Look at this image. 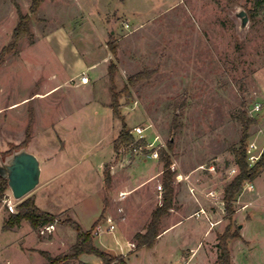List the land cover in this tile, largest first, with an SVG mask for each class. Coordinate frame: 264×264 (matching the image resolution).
<instances>
[{
    "label": "rangeland",
    "instance_id": "rangeland-1",
    "mask_svg": "<svg viewBox=\"0 0 264 264\" xmlns=\"http://www.w3.org/2000/svg\"><path fill=\"white\" fill-rule=\"evenodd\" d=\"M30 5L31 0H0V51L11 40L16 7L26 15ZM252 9L253 0H43L30 16L32 41L22 39L16 52L6 55L0 65V153L24 140L31 111L35 122L30 145L23 149L37 158L41 174L39 185L23 199L35 195L37 206L58 215V222L43 234V227L33 230L25 225L19 233L26 236L14 242L24 253L12 255L11 264H45L42 250L52 258L67 254L75 234L63 220L69 217L88 230L105 197L108 208L98 224L108 214L116 228L114 234L94 236L105 249L100 250L123 256L126 264H217V235L228 224L233 232L241 220L234 214L229 223L224 206L218 203H223L220 195L209 196L215 200L214 220L208 217L220 222L215 227H210L201 210L187 216L197 195L212 189L224 192L238 174L232 149L239 146L241 128L235 117L240 110L254 120L247 148L254 142L257 152H264V21L260 14L250 19ZM241 11L248 16L243 29L237 18ZM110 42L116 47L115 55L110 53ZM65 45L66 50L60 47ZM74 49L86 63L105 59L88 70L90 82L84 85L79 79L85 72L79 75L77 66L68 64L67 54L68 59L62 58L64 51ZM110 63L117 69V92L136 73H151L129 87V96L120 95L119 112L130 131L145 129L144 141L151 148L167 151L168 142L172 143L173 209L161 219L160 232L182 219L151 249L131 254L124 236L116 232L120 228L130 238L145 229L152 211L161 204L157 186H161L163 165L159 158L149 159L148 150L135 153L130 148L120 149L119 157L110 162L113 141L121 130V121L109 106H103L111 103ZM69 75L73 80L68 81ZM106 169L112 178L107 194L103 190ZM261 180L259 210L264 212V174ZM244 187L233 205L235 213L244 201ZM119 192L130 195L119 202ZM187 195L190 203L185 201ZM20 201L7 190L0 218L5 221L12 213L8 204L15 212ZM127 206L135 222L121 226ZM205 228L210 236H204ZM9 237L2 235L0 242ZM133 242L132 238L131 250ZM239 242L228 241L234 264H264V239L254 242L250 252ZM5 255L0 254V264H6ZM70 264L101 261L83 255Z\"/></svg>",
    "mask_w": 264,
    "mask_h": 264
},
{
    "label": "trees",
    "instance_id": "trees-1",
    "mask_svg": "<svg viewBox=\"0 0 264 264\" xmlns=\"http://www.w3.org/2000/svg\"><path fill=\"white\" fill-rule=\"evenodd\" d=\"M43 0H31L29 8V14H22L18 7L17 9V23L13 29L11 40L9 44L0 51V65L3 63L6 55L15 53L18 43L22 39H28L32 41V34L29 29L30 16L37 12L40 4ZM249 18L253 19L256 15L260 14L264 21V0H253V9L248 11ZM110 53L116 54V47L113 42L109 43ZM117 69L113 63H110L107 68L108 77L110 80L109 91L111 93V103L109 108L115 118L121 121V130L113 141V150L116 157H119L120 149L130 148L136 149L139 145L145 146L146 142L140 140L134 143L131 131L123 121V117L119 112L120 104L119 97L122 93L129 96V87L136 83L148 79L151 73L148 71H140L135 75L131 76L127 80V84L124 86L121 92H117L114 83V76ZM245 105L244 103L242 104ZM235 119L239 122L241 128V136L238 142V148H233L232 153L234 156V162L238 169V174L225 186L223 192V206L225 211V218L232 222L235 214L234 203L236 197L241 192L243 185L246 182H252L256 179L262 169H264V152L261 158L252 167L248 166L247 163V137L249 127L254 123V120L249 118L244 110H240ZM34 118L33 113L30 111L29 122L25 129V138L17 146H11L12 150L1 154L0 157L3 159L13 152L19 151L27 147L31 141L32 126ZM173 145L168 142L167 151L159 150L158 158L159 162L162 163L163 169L161 172V187H162V200L161 204L157 206L151 213L149 223L142 233H136L133 237V251H140L142 249H151L156 242V239L160 235V222L161 219L168 215L171 209H173L174 200V189H173V177L174 172L171 170L172 160L171 152ZM116 158V159H117ZM111 174L109 169L103 171V190L104 193H108L111 188ZM8 190L7 181L0 176V204L6 198ZM108 199L105 197L103 200V209L100 217L96 222L93 223L89 230H84L80 224L75 222L73 219L67 217L63 220L62 224L67 226L75 234L74 243L70 246L67 254H61L56 258H52L47 252L41 251L40 254L46 259L45 264H70L72 261L77 260L80 256L91 255L95 256L101 261V264H126V258L123 256H114L108 252L100 250L94 244L93 230L98 225L101 219H103L104 213L108 208ZM22 221H26L33 230H38L44 226L54 225L58 222V215L50 214L40 210L36 204L34 197H28L21 200L16 204V210L14 213H10L7 219L2 225V231L6 232L18 227ZM241 240L239 233V227L233 232L230 231V224L226 227L223 234L217 235V264H231V254L228 248L229 240Z\"/></svg>",
    "mask_w": 264,
    "mask_h": 264
},
{
    "label": "crops",
    "instance_id": "crops-1",
    "mask_svg": "<svg viewBox=\"0 0 264 264\" xmlns=\"http://www.w3.org/2000/svg\"><path fill=\"white\" fill-rule=\"evenodd\" d=\"M61 48H64V50H66V49H68V47H67V45H65V46H60ZM76 49V48H75ZM74 49V52L73 53H71L70 51H69V53H66L65 51H64V56H62V58L63 59H68V58H66L67 56H66V54L68 55V56H70V58H71V61H67L68 62V64H74V65H76L77 66V69L79 70L78 72V74L80 75V74H82V73H84L85 72V74L87 75V77H88V82H90V79H89V76H88V74H87V72H88V70H90V69H92V68H94L95 66H97V65H99L100 63H104L105 62V59H99V61L98 60H93L91 63H86V62H84L83 60H81V58H80V55H79V53H77V51ZM72 55H73V57H72ZM70 66V65H69ZM72 67V66H71ZM78 74L77 75H75L74 77H76V76H78ZM71 75V74H70ZM69 75V77H67L68 78V81H71V80H73V77L72 76H70ZM80 80V79H79ZM79 84H80V82H79ZM81 85H84V84H81ZM48 90H52L51 88L50 89H48ZM49 91V92H50ZM103 106L104 107H108L109 106V102H104L103 103ZM35 122V121H34ZM34 122H33V124H34ZM33 139V138H32ZM116 139V138H115ZM114 139V140H115ZM250 144H254L255 146H256V148H257V150H256V152L258 151V146L254 143V142H251ZM28 145H30V142L28 143ZM27 145V146H28ZM29 153H30V151L28 150V149H26ZM257 153H259V152H257ZM112 157H111V161L110 162H112L113 161V159L115 158V154H114V150H113V146H112V155H111ZM103 167V166H102ZM102 167H100V169H99V171L97 172V177H98V179H100L101 177V174H100V172H101V170H102ZM41 169V168H40ZM112 169H114V167H112ZM41 174V173H40ZM263 174H264V171L262 172V174H260V176L254 181V183H251V185H252V187H253V189L251 190V191H249V190H247V184H248V182L247 183H245L244 184V190H243V192H242V194L244 193V192H246V195H243L242 196V198H243V202L241 203V207L240 208H238L237 209V211H236V213H235V218L237 219H240L241 220V222H240V224L238 225V227H239V233H240V236H241V239L242 240H240V242L239 243H242V245L241 246H243L244 248H246L247 247V250L250 252L251 251V249H252V247L254 246V242H256L257 240H263L264 239V212H262V211H260L259 210V208H261L263 205H260V202H261V200H262V197H263V192L261 191V189L259 188V181L261 180V178H262V176H263ZM112 175H113V173H112ZM113 177V176H112ZM100 181V180H99ZM262 182H263V180H261ZM258 187V188H257ZM207 194H205L204 196H198L197 195V197L196 198H192L193 200H194V203H195V205L193 204L192 206H191V208H192V210H190V212H189V214H188V216H187V218L188 217H191V216H193V215H195V214H197L198 212H199V210H203V212H204V215L207 217V219L208 220H210V218L208 217V215L210 216V217H212V219L214 220V218H213V211H212V209H213V205H214V203H215V200L214 199H212V198H210L209 196V194H211V195H216V197L217 198H219V195H220V199H222V197H223V191H221L220 193H219V191H215V189H212V190H208L207 192H206ZM241 194V195H242ZM130 195V194H129ZM239 196V195H238ZM237 196V197H238ZM237 197H236V201H237ZM34 199H35V204H36V206H37V197L34 195ZM190 197L187 195V197H186V202H189L190 203ZM218 203H220V205L221 206H223V203H222V201L221 200H219L218 201ZM236 204H238V202H236ZM199 205V206H198ZM200 207V209L198 208V207ZM38 207V206H37ZM185 207V206H184ZM194 207H197V210H194ZM39 208V207H38ZM40 209V208H39ZM50 209V208H49ZM102 209H103V206H101V209L99 210V212H98V215H97V217L93 220V222L91 223V226H90V228L92 227V225H93V223L94 222H96L97 220H98V218L100 217V215H101V213H102ZM40 210H42V209H40ZM51 210V209H50ZM122 210H125L124 208H122ZM250 210V211H249ZM42 211H44V210H42ZM44 212H47V213H50V214H54V213H51L50 211H48V209H47V211H44ZM242 213V214H241ZM241 214V215H240ZM54 215H56V214H54ZM107 216H109L108 214H107ZM184 218H186V217H184ZM135 220V218H133V211H132V209L129 207V206H127V210H126V213H125V215H123V217H122V220H120V224H121V226L122 225H125V224H127V223H133V221ZM180 220H182L181 218H179L178 220H176V221H174V222H172L170 225H169V227H167L166 229H164L163 231H161L160 232V235L158 236V238L156 239V242H155V245H156V243H157V241L158 240H160V239H162L163 237H164V234H165V232H167L169 229H171L172 227H174L175 225H177L178 223H180ZM123 221V222H122ZM135 222V221H134ZM3 223H4V217L2 218H0V228H2V225H3ZM123 223V224H122ZM218 223H220V222H215V221H211L210 220V227L212 228V227H215ZM25 225H27V227L29 228V229H31L30 228V226H29V224L26 222V221H22L21 222V224L18 226V227H15L14 229H12V230H9V231H7V232H4L3 234H0V237L2 236V235H10V237L7 239V241H4L3 243L2 242H0V254H2V253H5V254H7V255H5L4 256V261L6 262V264H11V257H12V255H14V254H20L21 252L22 253H24L23 251H21V249L19 250V249H17L16 247H15V241L16 240H18V238H22L23 236L25 237L26 236V233H24L23 234V232H20L19 233V231H21V230H23L24 229V227H25ZM135 225V224H134ZM209 226V225H208ZM89 228V229H90ZM88 229V230H89ZM119 229L120 228H118V231L116 232L117 233V235H118V237H123L124 236V238L126 239V243H127V245H128V247L130 248V254H131V252L133 251V250H131V245H130V240H132V238H133V236L134 235H132V236H130V238L128 237H126V234L125 233H123L122 232V230H120L119 231ZM142 232H144V230L143 231H141L140 233H142ZM19 233V234H18ZM136 232H134V234H135ZM117 235H116V237H117ZM204 236H210V232H207V228H205V230H204ZM97 238H99V237H97ZM97 238L95 239L94 238V244H95V246L96 247H98L99 249H104L103 248V246L100 244V242H98L97 243ZM124 239V240H125ZM99 241V240H98ZM242 241V242H241ZM243 242L244 243H246L247 245H244L243 244ZM217 244V241L215 242V245ZM154 245V246H155ZM239 245V244H238ZM132 246H134V245H132ZM105 250V249H104ZM215 250H216V248H215ZM230 250V249H229ZM12 251V252H11ZM43 251V250H42ZM9 252L11 253V254H9ZM18 252V253H17ZM138 252V251H137ZM136 253V252H135ZM190 254H192L191 253V250L189 251V255ZM230 254H231V261H232V264H234V262H233V256H232V253H231V250H230ZM192 256V255H191ZM191 258V257H190Z\"/></svg>",
    "mask_w": 264,
    "mask_h": 264
},
{
    "label": "water",
    "instance_id": "water-1",
    "mask_svg": "<svg viewBox=\"0 0 264 264\" xmlns=\"http://www.w3.org/2000/svg\"><path fill=\"white\" fill-rule=\"evenodd\" d=\"M240 28H245L248 22L247 13L237 14ZM0 165V176L7 181L8 190L14 200L20 201L31 193L40 182V163L37 158L24 149L13 152L4 158Z\"/></svg>",
    "mask_w": 264,
    "mask_h": 264
},
{
    "label": "built area",
    "instance_id": "built-area-1",
    "mask_svg": "<svg viewBox=\"0 0 264 264\" xmlns=\"http://www.w3.org/2000/svg\"><path fill=\"white\" fill-rule=\"evenodd\" d=\"M88 81V77L87 75L84 73V76H82L80 78V84H84ZM256 110H258V107H255ZM144 132L145 129L142 127H134L131 130V135L133 136V141L134 143H137L140 140H144ZM159 149V148H158ZM123 150V149H121ZM120 150V151H121ZM148 150L149 153L147 155V157L149 159H157L158 158V150L155 148H151L150 145H148L146 143L145 146L139 145L136 149H134L135 153H143L144 151ZM257 148L254 144H249L248 148H247V163L249 167H252L253 165H255V163L259 160L261 153H257L256 152ZM249 161V162H248ZM172 169V167H171ZM253 189L251 184H247V190L251 191ZM157 190L159 191L160 195H161V191H162V187L159 185L157 186ZM129 195V192H119L118 193V201L122 202L126 199V197ZM211 195V194H209ZM8 210L9 212H14L13 206L8 204ZM119 212H122V208L118 209ZM200 212L204 213L203 210H201ZM54 225H48V226H44L43 229L40 231L41 234L44 233V231H48L50 232L52 229H54L53 227ZM115 222L113 221V219L110 216H106L104 219L103 224H98L94 230H93V236L99 237L103 234H114L115 232Z\"/></svg>",
    "mask_w": 264,
    "mask_h": 264
}]
</instances>
